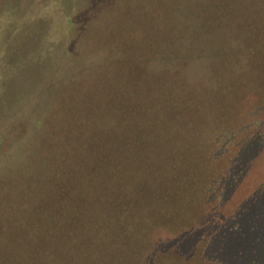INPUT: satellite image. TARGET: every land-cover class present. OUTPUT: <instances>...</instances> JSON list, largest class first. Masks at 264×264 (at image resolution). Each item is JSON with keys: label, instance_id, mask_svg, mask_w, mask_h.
<instances>
[{"label": "trees", "instance_id": "obj_1", "mask_svg": "<svg viewBox=\"0 0 264 264\" xmlns=\"http://www.w3.org/2000/svg\"><path fill=\"white\" fill-rule=\"evenodd\" d=\"M6 2L0 32L21 29L29 14ZM79 15L72 8L62 32L51 30L30 44L23 63L33 56L46 65L35 69L33 93L26 83L2 113L19 130L0 160V243L90 156L116 112L142 109L178 89L184 115L150 124L154 135L133 154L143 165L115 197L101 200L109 207L104 219L95 209L85 211L93 228H86L89 241H78L71 217L62 216L58 226L48 225L46 240L56 248L44 258L35 250L29 263L155 264L171 251L190 260L201 250L207 264H264V74L261 86L223 85L264 57V0H92ZM16 71L12 66L10 77ZM6 74H0V94L15 95ZM28 106L32 115L22 113ZM5 138L0 135V151ZM202 166L200 179L172 208L183 211L203 197L212 208L189 229L155 228L136 252L121 248L117 240L126 234L115 226L137 200ZM99 229H112L116 239L97 244Z\"/></svg>", "mask_w": 264, "mask_h": 264}, {"label": "rangeland", "instance_id": "obj_2", "mask_svg": "<svg viewBox=\"0 0 264 264\" xmlns=\"http://www.w3.org/2000/svg\"><path fill=\"white\" fill-rule=\"evenodd\" d=\"M51 1L53 0H22L20 2L10 0V2L22 4L21 9L29 14L30 19L22 25L24 27L21 29L9 25L2 28L0 32V63L9 56L13 58L10 64L9 61L8 64L7 62L4 64L5 71L3 68L0 69V74L7 72L9 86L14 85L16 92L15 95L11 91L0 94V135L7 137L3 140L4 146L0 151V160L4 153L3 150L9 148L8 144L12 143V136L17 129L19 130V126L13 127V121H8L10 115L2 117V113L15 105L14 100L26 83L31 87L29 94L34 91L35 83L30 81L34 79V72L39 64L35 63L37 59L33 56L29 60L25 59L23 63V57L31 49L30 44L51 30L56 33L62 32L66 25L65 17L72 8H76L78 15H81L87 6L91 7L92 2V0H60L61 6L53 10L47 8ZM6 3V0H0V13L5 11ZM21 16L17 17L18 22ZM74 16L76 17L77 14ZM29 26H31L30 29L25 28ZM44 65H46V59L39 66L42 68ZM12 66L17 71L10 77ZM263 74L264 57H259L247 68L229 75L223 81V85L234 89L249 84L261 86ZM177 92L178 89H173L148 106L136 111L116 112L112 127L105 133L90 156L79 161L72 174L54 186L39 201L37 207L28 212L16 228L0 243V264H22L20 260H24V264H30V259L35 256V250L44 258L46 252L49 253L48 251L51 252L53 248H56L53 242L46 240L48 225L58 226L62 216L71 217L70 223L73 222L72 226L76 228L78 241L82 243L89 241L88 233L93 228L89 220L85 218V216L88 217L85 211L95 209L100 218H105L109 207L101 200L107 202L111 196L115 197L122 183L132 180L143 165V158L138 157L135 160L133 154L154 135L155 130L150 124L156 120H170L184 115L185 109L175 96ZM6 105H8L7 109H5ZM32 109L29 106L25 107L22 113L32 115ZM17 110L13 114L17 115ZM204 166L187 170L137 200L131 209V214L124 217L119 223L120 226H115L118 228V235L126 234L124 241L117 240L120 247L127 246L130 251L136 252L143 246L144 235L152 229L163 228L175 234L194 226L200 217L212 208L207 197H203L197 205L177 213L172 205L200 179ZM84 202H89V205L85 206ZM99 230H97V235L102 233L101 229ZM111 231L112 229L97 236V244L102 242L104 247L112 243L111 240L116 239L117 236L114 237ZM200 254L201 250L192 259L184 260L171 251L159 256L155 264H207L202 261Z\"/></svg>", "mask_w": 264, "mask_h": 264}]
</instances>
